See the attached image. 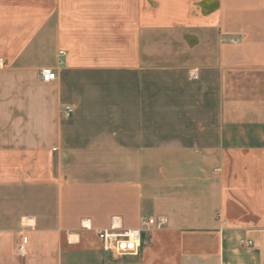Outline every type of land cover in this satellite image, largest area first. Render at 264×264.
I'll return each mask as SVG.
<instances>
[{"label":"crops","instance_id":"1","mask_svg":"<svg viewBox=\"0 0 264 264\" xmlns=\"http://www.w3.org/2000/svg\"><path fill=\"white\" fill-rule=\"evenodd\" d=\"M148 219L128 264H264V0H0V264Z\"/></svg>","mask_w":264,"mask_h":264},{"label":"built area","instance_id":"2","mask_svg":"<svg viewBox=\"0 0 264 264\" xmlns=\"http://www.w3.org/2000/svg\"><path fill=\"white\" fill-rule=\"evenodd\" d=\"M241 37L243 38L244 35H241ZM234 41L237 42L238 39ZM59 54L63 56L65 53L61 51ZM57 78L58 75L53 69L47 68L41 71V79L44 83H51L57 80ZM191 78L197 79L198 77L197 75H193ZM74 110V106H66L64 108L65 117L70 118ZM222 225L226 226L227 223L223 221ZM82 228L87 231H92L90 221L83 223ZM153 228L157 230L161 229V225L158 224L155 219L145 220L142 227L139 229H128L112 222L110 227L95 230V233L100 242L101 250L107 253L112 259L118 260L126 256H138L142 244L143 233L151 231ZM245 245L250 249L253 246V242L247 241ZM26 252V244L24 242L20 243L16 249V255L18 257H25Z\"/></svg>","mask_w":264,"mask_h":264},{"label":"rangeland","instance_id":"3","mask_svg":"<svg viewBox=\"0 0 264 264\" xmlns=\"http://www.w3.org/2000/svg\"><path fill=\"white\" fill-rule=\"evenodd\" d=\"M112 89L111 88H109V91H111ZM146 235V233H143V237ZM105 255L109 258V255L107 254V253H105ZM129 260V258H122V259H118V260H114L113 262H112V264H128V261ZM89 264H91L92 263V261L91 262H88Z\"/></svg>","mask_w":264,"mask_h":264}]
</instances>
